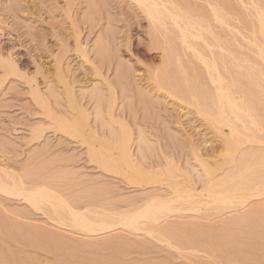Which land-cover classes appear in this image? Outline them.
<instances>
[{"label":"bare ground","instance_id":"6f19581e","mask_svg":"<svg viewBox=\"0 0 264 264\" xmlns=\"http://www.w3.org/2000/svg\"><path fill=\"white\" fill-rule=\"evenodd\" d=\"M126 1L149 25L137 87L194 105L219 144L200 146L188 137L150 156L151 142L163 141L119 102L129 67L119 61L111 78L107 53L90 54L67 7L75 19L70 33L56 31L48 59L33 58V71L0 49V86L13 76L28 84L45 125L36 126L34 139L46 129L69 137L87 149L108 186L136 193L69 198L44 176L0 162V232L9 244L0 248V264H264L256 224L264 208V0H249L253 16L244 0ZM70 54L82 60L80 73ZM133 126H144L147 136ZM224 210L241 211L224 218Z\"/></svg>","mask_w":264,"mask_h":264},{"label":"rangeland","instance_id":"374dc122","mask_svg":"<svg viewBox=\"0 0 264 264\" xmlns=\"http://www.w3.org/2000/svg\"><path fill=\"white\" fill-rule=\"evenodd\" d=\"M248 2L244 0L243 3H246V8H249L250 11L246 8L245 10L253 16L254 13L252 12L254 10H251L252 4L249 2L251 6H247ZM92 3H94L93 8L91 7ZM63 5L64 7H62ZM67 7L69 9L72 8L71 14H74V17L78 19L77 23L81 26L82 31V41L90 48V54L92 56L96 54L98 57V55L102 56V54L105 55L107 53L106 56H108V60L111 63H105L106 67H109V70L107 69L108 71H106L111 75V78L115 76V68L119 66V61L129 67V80L125 79V82L122 83L123 85L120 84L118 86L119 102L128 108V110H131L139 118V121L149 122L150 126L148 129H151L149 130L150 132L153 131L151 132L152 137H155L154 139L160 138L163 141L162 143L150 141L153 145H151L152 150L149 151L150 156H159L161 149L167 150L168 144L174 146L178 143L183 146L188 137L200 146L219 144V140L215 134L216 132H213L215 131L214 128L212 127L211 129V126L205 123V119L203 120L202 116L199 114L197 116L194 105L191 106L188 102L169 97L164 90L160 91L161 93L157 91V94L162 95L160 98H157L146 89L140 87L141 85L137 78L146 66L144 63L143 67V63L137 60L140 61V49L148 45V42L150 44V37L146 31H149V25H147L148 19H144L145 15L142 16L143 13L136 3H131L126 0H72V2L71 0H0V49L4 52H13L19 63L28 66L30 71H33V58L43 63L48 59V42L57 41L54 37L56 31L61 29V33L64 35L70 33L71 25H73L72 23L75 19L69 16L71 14ZM103 34H106V36ZM127 36L128 38L130 37L129 41L126 39ZM124 39H126L127 44ZM95 42L96 45H94ZM123 42L128 45L126 46L127 48L129 47L128 50H126ZM95 50H98V54ZM100 50L102 52H100L101 54L99 53ZM156 54H158V58L160 59V53L157 51ZM69 60L72 65L79 68V73L85 69L84 65L81 64L82 60L73 54L69 55ZM78 61L81 65L78 64ZM154 63L152 64L156 66L160 64V61L156 59ZM80 76L83 77L82 74ZM12 78L15 81H6L5 84L0 86V162L15 165V167H18V172L31 170L38 175L44 176L45 181L51 188L58 189L57 191L63 193L65 192L64 195L69 192V195L67 194L69 198H71V195L74 198H78V196L83 198L82 195H84L83 199L89 197L97 198V196L103 194L100 196V199L108 197L110 199L122 200L128 195H132V189H125L122 186V189L115 191L117 185L108 186L106 180L109 178L101 175L93 168V163L91 164L87 160V149L70 141L69 137H67L69 139L68 141L63 134H59V132L54 133L46 129L43 132V137L41 136L39 140L34 139L32 136L36 128L45 126L42 122L43 120L41 121L43 116H41L42 114L38 110L39 107L35 108V100L28 84L23 80L17 79V77L13 76ZM134 79L136 80L134 81ZM138 85H140V88L137 87ZM144 86H148L147 83ZM135 89L138 96V92H147V98H144V100L146 99L145 101L141 97H139L140 99L138 98L135 94ZM154 98L157 101L154 102ZM148 100L153 103H148ZM147 104H149V107H147ZM92 105L90 107L91 109L94 108ZM37 112L38 115L36 114ZM133 128L136 131V135L140 131L141 135L147 136L148 134L144 126L141 128L133 126ZM188 148V146L185 147L186 150ZM103 177L105 179H102L103 181L100 180ZM101 181L102 183H100ZM105 182L107 187H110L107 188L110 191L108 195L103 193L105 190L101 192L102 187L106 189L104 187L106 186ZM91 193L94 197L87 195ZM97 200L99 199L97 198ZM14 205L18 207L20 203H15ZM227 210H224V215L222 211L221 214L223 216L221 217L225 218L233 214H238L241 211L238 210L239 212L236 211L237 213L232 211L226 214ZM261 210L264 211V208ZM212 211L215 212V210ZM262 211H259V213L256 212V215L258 214L257 216H263L262 219L260 216L259 219L257 218L259 222H256V224L262 230L263 236L264 212ZM216 214L218 213H215L214 216ZM259 225H262V227ZM238 226L233 225L231 228L234 229ZM2 235L3 233L0 232V243L2 241L0 248H6L9 244ZM263 238L264 236L261 238L262 240L259 245L263 244L261 248L264 249ZM257 254L262 257V250L257 251Z\"/></svg>","mask_w":264,"mask_h":264}]
</instances>
